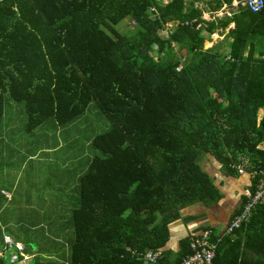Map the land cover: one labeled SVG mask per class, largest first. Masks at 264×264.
<instances>
[{"label":"trees","instance_id":"16d2710c","mask_svg":"<svg viewBox=\"0 0 264 264\" xmlns=\"http://www.w3.org/2000/svg\"><path fill=\"white\" fill-rule=\"evenodd\" d=\"M230 1L0 0V117L8 96L24 105L27 132L51 118L74 124L93 103L111 123L93 138L99 153L59 226L64 264H145L150 250L163 252L160 264H177L204 231L218 242L214 264H264V204L233 233L198 228L177 251L169 247L171 227L194 219L185 209L224 198L204 161L231 173L235 165L264 169V59L255 57L264 55V10L209 22L195 6L218 11ZM124 20L130 33L118 29ZM230 23V56L204 51L203 30L224 32Z\"/></svg>","mask_w":264,"mask_h":264},{"label":"rangeland","instance_id":"374dc122","mask_svg":"<svg viewBox=\"0 0 264 264\" xmlns=\"http://www.w3.org/2000/svg\"><path fill=\"white\" fill-rule=\"evenodd\" d=\"M127 26L131 27L124 20L118 29L130 33ZM173 26L170 23L160 36L166 38ZM227 29L207 36L204 51L219 45L226 52ZM263 114L261 111L258 116ZM25 127L24 105L6 96L0 117V240L8 235L26 248L22 253L33 255L27 264H64L68 243L60 227L79 204L81 177L99 153L91 142L110 130L111 123L93 103L74 124L61 127L51 118L30 132ZM263 145L258 147L264 149ZM209 159L204 161L209 171L221 166Z\"/></svg>","mask_w":264,"mask_h":264},{"label":"crops","instance_id":"0c3cea01","mask_svg":"<svg viewBox=\"0 0 264 264\" xmlns=\"http://www.w3.org/2000/svg\"><path fill=\"white\" fill-rule=\"evenodd\" d=\"M242 1L243 0H231L230 3L223 2L218 11H213L210 6L204 2H196L195 6L203 10V19L210 22L216 19H222L223 17L231 18L242 11H248L240 5ZM235 2H238L237 6H233V3ZM161 3L165 4L163 2ZM203 4H205L206 7H202ZM166 27L170 28V26L168 25ZM198 28H204L203 23L199 24ZM227 28L226 29L228 33L229 29L234 28V23H230ZM218 31L219 30H217L215 33H209L204 29L203 36L207 39V36L209 38L210 36L216 34ZM224 37L225 39L229 40L227 43L224 42L227 51L222 52L219 45H214L212 47V50H214V52L216 53L221 54L222 57L227 58L228 56H230L228 43H230L232 39L228 38L226 35H224ZM154 49H156V46H154ZM244 56H247V51L244 52ZM255 57L264 59V55L259 56L257 53L255 54ZM212 164L213 162L210 163V165ZM221 168L222 167L218 165L212 172L209 170L208 171L215 177V182L219 184L224 198L211 206H206L203 203H197L184 210V213H182L184 217H193L194 219L189 221L188 223H185L184 220H180L171 227L172 239L169 242V247H174L176 245V247L174 248L175 251L178 250L179 239L186 237L189 233L196 232L198 228L203 229L205 227H208L215 230L220 229V233L217 232L218 235H225L231 219L233 218L236 210L241 206L243 197L246 196L248 192H250L252 178L248 172H224ZM213 239L216 238L213 236Z\"/></svg>","mask_w":264,"mask_h":264},{"label":"built area","instance_id":"2783aa9c","mask_svg":"<svg viewBox=\"0 0 264 264\" xmlns=\"http://www.w3.org/2000/svg\"><path fill=\"white\" fill-rule=\"evenodd\" d=\"M157 1H161L166 4L170 0ZM237 5L238 2L233 3V6ZM240 5L251 13H260L264 10V0H243ZM168 26H170V24ZM233 168H236V171L238 173L247 172L244 165H235ZM248 173L251 178L259 176L258 186L254 189L253 193L249 192V194L247 195L248 200L242 213L236 217L231 226H229L227 229L229 233H233L241 226L243 222L248 221L251 215V210H253L256 205L264 204V169ZM210 236V231H204L198 235H195L191 244V254L182 259L177 264H214L218 242H211ZM24 250V247H21L20 244L14 242L9 236H5L4 240L0 241V259H3L8 264L24 262L25 260H27V254L22 253V251ZM10 251L11 255L9 257L8 252ZM144 256L145 264H160L159 261L163 257V252L161 250H150L149 252L145 253Z\"/></svg>","mask_w":264,"mask_h":264}]
</instances>
